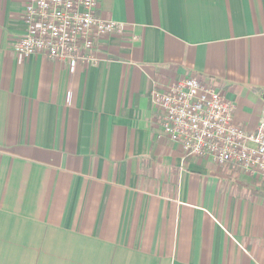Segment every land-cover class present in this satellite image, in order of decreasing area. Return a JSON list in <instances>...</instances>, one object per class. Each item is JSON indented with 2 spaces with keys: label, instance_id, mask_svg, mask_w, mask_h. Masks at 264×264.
Instances as JSON below:
<instances>
[{
  "label": "crops",
  "instance_id": "crops-1",
  "mask_svg": "<svg viewBox=\"0 0 264 264\" xmlns=\"http://www.w3.org/2000/svg\"><path fill=\"white\" fill-rule=\"evenodd\" d=\"M25 2L0 0V264H264L256 178L185 155L152 104L197 74L256 130L264 0H100L127 29L74 70L15 52Z\"/></svg>",
  "mask_w": 264,
  "mask_h": 264
},
{
  "label": "built area",
  "instance_id": "built-area-1",
  "mask_svg": "<svg viewBox=\"0 0 264 264\" xmlns=\"http://www.w3.org/2000/svg\"><path fill=\"white\" fill-rule=\"evenodd\" d=\"M99 5L100 0H26V31L15 41V52L66 60L72 70L80 62L96 64L97 41L127 29L125 22L103 18ZM218 84L190 74L165 90L154 89L152 104L163 131L185 155L234 165L264 186V109L256 130L247 131L235 122V104Z\"/></svg>",
  "mask_w": 264,
  "mask_h": 264
},
{
  "label": "trees",
  "instance_id": "trees-1",
  "mask_svg": "<svg viewBox=\"0 0 264 264\" xmlns=\"http://www.w3.org/2000/svg\"><path fill=\"white\" fill-rule=\"evenodd\" d=\"M251 190H252V191H255L253 187H252V189H251ZM256 194H259V195H262V196H264V189H262V188H261V190H260V191H257V190H256Z\"/></svg>",
  "mask_w": 264,
  "mask_h": 264
},
{
  "label": "rangeland",
  "instance_id": "rangeland-1",
  "mask_svg": "<svg viewBox=\"0 0 264 264\" xmlns=\"http://www.w3.org/2000/svg\"><path fill=\"white\" fill-rule=\"evenodd\" d=\"M256 180L258 181L259 185L261 186V183L259 182V180L256 178ZM262 189H264V186H261Z\"/></svg>",
  "mask_w": 264,
  "mask_h": 264
},
{
  "label": "water",
  "instance_id": "water-1",
  "mask_svg": "<svg viewBox=\"0 0 264 264\" xmlns=\"http://www.w3.org/2000/svg\"><path fill=\"white\" fill-rule=\"evenodd\" d=\"M263 98H264V96H263Z\"/></svg>",
  "mask_w": 264,
  "mask_h": 264
}]
</instances>
